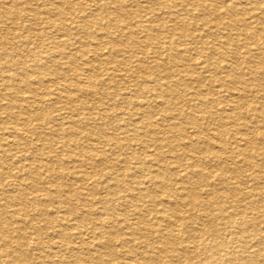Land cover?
<instances>
[{
    "label": "rangeland",
    "instance_id": "374dc122",
    "mask_svg": "<svg viewBox=\"0 0 264 264\" xmlns=\"http://www.w3.org/2000/svg\"><path fill=\"white\" fill-rule=\"evenodd\" d=\"M207 2L0 0V215L1 226L9 232L5 239L0 235V250L8 243L13 250L23 251L29 264H58L59 259L63 261L59 264H68L72 251L82 248L81 240L94 239L93 230L99 229L105 232L101 240L115 238L112 244L96 247L106 253L110 264H126L128 256L141 250L155 257L154 264H264V153L254 156L250 165L242 155L229 153L247 147L246 138L264 147V124L258 123L264 121V0ZM156 83L163 84L162 91L151 89ZM167 85L173 86V94L165 90ZM200 99L206 103L197 108ZM206 111L214 112L215 119L207 118ZM183 112L203 118L191 123ZM230 114L233 119L227 118ZM15 128L22 129L20 134ZM218 137L227 143L228 163L218 164L199 150L202 140L211 138L216 143ZM191 161L212 171L211 182L195 190L209 208L183 204L175 210L169 202L190 192L199 180L188 167ZM47 164L54 169L48 170ZM157 172H169L168 187L175 186L169 196L153 185L155 180L151 182ZM144 188L154 195L146 196ZM64 190L75 194L73 199H63ZM4 193L17 199L8 203ZM34 195L36 201L29 199ZM176 211L190 217L180 219V232L170 236L162 217ZM257 213L263 218L256 219ZM18 226L23 230L19 232ZM76 226H83L82 235ZM64 232L71 236L72 250L63 246ZM79 250L84 257L95 252ZM0 264L10 261L1 256Z\"/></svg>",
    "mask_w": 264,
    "mask_h": 264
},
{
    "label": "bare ground",
    "instance_id": "6f19581e",
    "mask_svg": "<svg viewBox=\"0 0 264 264\" xmlns=\"http://www.w3.org/2000/svg\"><path fill=\"white\" fill-rule=\"evenodd\" d=\"M4 1V0H3ZM16 1V0H15ZM149 1V0H148ZM162 2V1H161ZM206 2H207V0H206ZM4 3V2H3ZM191 3V2H190ZM208 3V2H207ZM204 4H205V1H204ZM255 4V3H254ZM3 5H5V4H3ZM177 5H178V3H177ZM209 5H210V3H209ZM156 6V5H155ZM157 6H158V4H157ZM210 7V6H209ZM157 7H155V9H156ZM185 8V7H184ZM7 10V9H6ZM55 10V9H54ZM120 10V9H119ZM148 10V9H147ZM117 11V10H116ZM40 12V11H39ZM121 13H122V11H120ZM45 13V12H44ZM120 13V14H121ZM151 13V12H150ZM261 14V13H260ZM122 16V15H121ZM161 16V15H160ZM174 16H175V14H174ZM152 17H153V15H152ZM151 17V18H152ZM178 17H179V15H178ZM184 17V16H183ZM197 17V16H196ZM257 17V16H256ZM69 18V17H68ZM181 18V17H180ZM70 19V18H69ZM156 19V18H155ZM179 19V18H178ZM205 19V18H204ZM207 19V18H206ZM228 19H229V17H228ZM1 20V19H0ZM33 20V19H32ZM38 20V19H37ZM67 20V19H66ZM153 20H154V17H153ZM192 20V19H191ZM251 20V19H250ZM150 21V20H149ZM205 21V20H204ZM218 21V20H217ZM3 22V21H2ZM38 22V21H37ZM83 22H85V21H83ZM115 22V21H114ZM167 22V21H166ZM211 22V21H210ZM232 22V21H231ZM239 22V21H238ZM93 23V22H92ZM161 23V22H160ZM255 23V22H254ZM1 24V23H0ZM112 24V23H111ZM121 24V23H120ZM125 24H127V23H125ZM144 24V23H143ZM35 25H36V23H35ZM122 25V24H121ZM163 25V24H162ZM161 25V26H162ZM165 25H167V24H165ZM171 25V24H170ZM178 25V24H177ZM176 25V26H177ZM182 25V24H181ZM81 26V25H80ZM160 26V25H159ZM217 26V25H216ZM221 26V25H220ZM241 26H243V25H241ZM67 27V29H68V26H66ZM110 27V26H109ZM112 27V26H111ZM178 27V26H177ZM181 27V26H180ZM185 27H187V26H185ZM219 27V26H218ZM82 28V27H81ZM124 28V27H123ZM140 28H141V26H140ZM161 28V27H160ZM183 28V27H182ZM189 28V27H188ZM221 27H219V29H220ZM88 29H90V27L88 28ZM110 29V28H109ZM80 30H83V28L82 29H80ZM85 30V29H84ZM147 30V29H146ZM152 30V29H151ZM157 30V29H156ZM160 30H163V29H160ZM196 30V29H195ZM187 31V30H186ZM244 31V30H243ZM118 32H119V30H118ZM172 32V31H171ZM198 32V31H197ZM224 32V31H223ZM61 33V32H60ZM134 33H136L135 31H134ZM133 33V34H134ZM175 33V32H174ZM156 34V33H155ZM172 34H173V32H172ZM181 34V33H180ZM259 35H263L262 34V32L261 33H258ZM19 35V34H18ZM66 35V34H65ZM137 35V34H136ZM158 35V34H157ZM174 35V34H173ZM225 35V34H224ZM239 35V34H238ZM227 36H228V34H227ZM240 36V35H239ZM252 36V35H251ZM52 38H53V36H51ZM113 37H115V36H113ZM238 37V36H237ZM106 38V37H105ZM157 38V37H156ZM160 38V37H159ZM199 38V37H198ZM250 38H252V39H255L256 38V36H252V37H250ZM154 39V38H153ZM200 39V38H199ZM245 39V38H244ZM113 40V39H112ZM138 40V39H137ZM159 40V39H158ZM162 40V39H161ZM238 40H240L239 39V37H238ZM135 41V40H134ZM156 42V41H155ZM159 42H161V41H159ZM241 42H243V41H241ZM112 43V42H111ZM150 43V42H149ZM153 43V42H152ZM108 44H109V41H108ZM6 45V44H5ZM12 45V44H11ZM102 45V44H101ZM145 45V44H144ZM147 45V44H146ZM145 45V46H146ZM154 45V44H153ZM52 46V45H51ZM54 46V45H53ZM120 47V46H119ZM162 47V46H161ZM52 48V47H51ZM136 49V48H135ZM154 49V48H153ZM263 49V48H262ZM157 50V49H156ZM161 50V49H160ZM172 50H174V49H172ZM171 50V51H172ZM92 51V50H91ZM196 51V50H195ZM159 53V52H158ZM162 53H164V52H162ZM172 53V52H171ZM54 54V53H53ZM145 54V53H144ZM177 54V53H176ZM182 54V53H181ZM13 56H15V55H13ZM54 56V55H53ZM167 56V55H166ZM176 56H178V55H176ZM49 57V56H48ZM127 57V56H126ZM179 57V56H178ZM12 58V57H11ZM17 58V57H16ZM181 58V57H180ZM191 58V57H190ZM201 58V57H200ZM23 59V58H22ZM54 59H56V58H54ZM90 59V58H89ZM115 59V58H114ZM113 59V60H114ZM158 59V58H157ZM18 60V59H17ZM58 60V59H57ZM69 60V59H68ZM118 60V59H117ZM192 60V59H191ZM19 61V60H18ZM184 61V60H183ZM252 61V60H251ZM187 62V61H186ZM254 62V61H253ZM71 63V62H70ZM85 63V62H84ZM142 64V63H141ZM186 64V63H185ZM45 65V64H44ZM44 65H42V66H44ZM144 65V64H143ZM236 65V64H235ZM19 67V66H18ZM155 67H159L158 65L157 66H155ZM26 68V67H25ZM44 68V67H43ZM68 68V67H67ZM70 68V67H69ZM110 68V67H109ZM184 68V67H183ZM200 68H202V67H200ZM226 68V67H225ZM229 68L230 67H227L226 68V70H227V72L229 73V72H231L230 70H229ZM24 69V68H23ZM28 69V68H27ZM35 69V68H34ZM185 69H187V68H185ZM31 70V69H30ZM49 70V69H48ZM208 70V69H207ZM218 70V69H217ZM220 70V69H219ZM73 71V70H72ZM96 70H94V72L93 71H91L93 74L95 73L96 74V72L98 71H96ZM144 71H145V69H144ZM152 71V70H151ZM154 71V70H153ZM210 71V70H209ZM221 71V70H220ZM52 72H53V70H52ZM54 72H55V70H54ZM74 72V71H73ZM75 72H76V70H75ZM148 72V71H147ZM160 72V71H159ZM164 72V71H163ZM204 73H206L205 71H203ZM11 73V72H10ZM30 73V72H29ZM79 73V72H78ZM86 73V72H85ZM90 73V72H89ZM139 73V72H138ZM157 73H158V71H157ZM15 74V73H14ZM13 74V75H14ZM36 74V73H35ZM34 74V75H35ZM97 74H98V72H97ZM135 74V73H134ZM137 74V73H136ZM141 74H143V73H141ZM154 74V73H153ZM164 74V73H163ZM16 75V74H15ZM14 75V76H15ZM37 75V74H36ZM35 75V76H36ZM168 75L169 76H171V73H168ZM174 75V74H173ZM186 75V74H185ZM184 75V76H185ZM38 76V75H37ZM43 76V75H42ZM78 76H79V74H78ZM96 76V75H95ZM151 76V75H150ZM162 76V75H161ZM165 76L167 77V75L165 74ZM0 77H3V76H0ZM29 77V76H28ZM86 77V76H85ZM225 77V76H224ZM239 77V76H238ZM248 77V76H247ZM82 78V77H81ZM88 78V77H87ZM146 78V77H145ZM153 78V77H152ZM211 78V77H210ZM228 78V77H227ZM226 78V79H227ZM216 79V78H215ZM217 79H218V77H217ZM216 79V80H217ZM237 79H240V78H237ZM10 80V79H9ZM79 81H80V79H78ZM43 81V80H42ZM199 81V80H198ZM6 82H7V80H6ZM82 82V81H81ZM99 82V81H98ZM226 82V81H225ZM18 83V82H17ZM21 83V82H20ZM36 83V82H35ZM38 83V82H37ZM41 83V82H40ZM76 83V82H75ZM144 83V82H143ZM6 84V83H5ZM19 84V83H18ZM67 84V83H66ZM99 84H100V82H99ZM98 84V85H99ZM146 84V83H145ZM235 84V83H234ZM238 84V83H237ZM12 85V84H11ZM23 85V84H22ZM31 85V84H30ZM74 85V84H73ZM91 85V84H90ZM102 85V84H101ZM228 85V84H227ZM236 85V84H235ZM17 86V85H16ZM54 86H55V84H54ZM75 86V85H74ZM217 86V85H216ZM9 87V86H8ZM19 87V86H18ZM51 87V86H50ZM77 87V86H76ZM141 87V86H140ZM162 87H163V84L161 85V83H156L154 86H153V88H151L152 90H155V91H162ZM167 88H165V90L169 93V94H173L174 92H173V86L171 87V85L169 86V85H167L166 86ZM207 87V86H206ZM217 87H219V86H217ZM163 88V89H164ZM213 88V87H212ZM49 89V88H48ZM52 89V88H51ZM78 89V88H77ZM99 89V88H98ZM97 89V90H98ZM210 89V88H209ZM214 89V88H213ZM57 90V89H56ZM176 90H178V89H176ZM200 90H201V88H200ZM184 91V90H183ZM210 91V90H209ZM245 91V90H244ZM154 92V91H153ZM201 92H203L202 90H201ZM200 92V93H201ZM182 93V92H181ZM191 93V92H190ZM205 93V92H204ZM32 94V93H31ZM85 94H87V93H85ZM91 94V93H90ZM187 94H189V93H187ZM206 94V93H205ZM239 94V93H238ZM55 95V94H54ZM197 95V94H196ZM222 95V94H221ZM230 95V94H229ZM234 95V94H233ZM36 96V95H35ZM173 96V95H172ZM201 96V95H200ZM199 96V97H200ZM237 96V95H236ZM78 97V96H77ZM83 97H84V95H83ZM168 97V96H167ZM228 97V96H227ZM235 97V96H234ZM139 98V97H138ZM160 98V97H159ZM176 98V97H175ZM211 98H213V96L211 97ZM28 99V98H27ZM165 99V98H164ZM203 99V98H202ZM202 99H200V101L202 100ZM219 99H220V97H219ZM72 100V99H71ZM75 100H77V99H75ZM190 100H192V99H190ZM208 100V99H207ZM206 100V101H207ZM36 101H39V100H36ZM51 101V100H50ZM49 101V102H50ZM73 101V100H72ZM180 101V100H179ZM193 101V100H192ZM198 102V104H196V106H197V108H200V107H203V104L205 105V103L206 102H204V101H201V102ZM210 101H212V100H210ZM220 101V100H219ZM226 101V100H225ZM233 101V103H236V100H232ZM149 102V101H148ZM162 102V101H161ZM248 102V101H247ZM40 103V102H39ZM52 103H54V102H52ZM70 103V102H69ZM152 103H153V101H152ZM213 103V102H212ZM221 103V102H220ZM30 104H32V103H30ZM147 104V103H146ZM164 104L167 106V107H169V99L167 100L166 99V101H164ZM178 103H176V105H177ZM237 104V103H236ZM239 104V103H238ZM135 105V104H134ZM136 105H138V104H136ZM149 105H151L150 103H149ZM12 106V105H11ZM30 106V105H29ZM51 106V105H50ZM86 106V105H85ZM103 106V105H102ZM148 106V105H147ZM157 106V105H156ZM194 106V105H193ZM20 107H21V105H20ZM106 107V106H105ZM135 107H137V106H135ZM153 108V107H152ZM189 108V107H188ZM216 108V107H215ZM246 108V107H245ZM212 109V108H211ZM222 109V108H221ZM232 109V108H231ZM151 110V109H150ZM170 110V109H169ZM186 110V109H185ZM217 110V109H216ZM230 110V109H229ZM255 110H258V109H255ZM261 110L262 109H260L259 110V112H261ZM34 111V110H33ZM85 111V110H84ZM197 111H198V109H197ZM215 111V110H214ZM222 111V110H221ZM232 111V110H231ZM76 112V111H75ZM142 112V111H141ZM200 112V111H199ZM206 112H208V111H206ZM219 112V111H218ZM30 113V112H29ZM43 113V112H42ZM87 113V112H86ZM146 113V112H145ZM194 113V112H193ZM203 113H205V112H203ZM216 113V112H215ZM200 114V113H199ZM225 114V113H224ZM232 114H233V112H232ZM41 115V114H40ZM59 115H60V113H59ZM183 115L186 117V118H188V119H192L190 122L191 123H197V120H198V118H200V117H202L201 115H198V116H196V115H192V116H189L188 115V112H187V114H185V112H183ZM217 115V114H216ZM9 116V115H8ZM19 117L18 115H13V117L15 118V117ZM77 116V115H76ZM207 116V118H209V119H211V118H213V119H215V114H214V112H208V115H206ZM237 116V115H236ZM2 117V116H1ZM5 117V116H4ZM149 117H151V116H149ZM219 117V116H218ZM247 117V116H246ZM27 118V117H26ZM203 118V117H202ZM206 118V117H205ZM227 118H231V114H230V116H228ZM28 119V118H27ZM83 119V118H82ZM212 119V120H213ZM217 119V118H216ZM231 119H233V118H231ZM26 120V119H25ZM67 120V119H66ZM187 120V119H186ZM21 121V120H20ZM37 121V120H36ZM130 121V120H129ZM22 122V121H21ZM40 122V121H39ZM145 122V121H144ZM181 122V121H180ZM262 122V124H264V121L263 120H260V122H258V123H261ZM178 123V122H177ZM184 123V122H183ZM201 123V122H200ZM45 124H46V122H45ZM52 124V123H51ZM140 124V123H139ZM175 124V123H174ZM173 124V122H172V125H174ZM188 124H189V121H188ZM72 125V124H71ZM160 125V124H159ZM178 125H179V123H178ZM195 124H193V126H194ZM61 126V125H60ZM127 126V125H126ZM164 126V125H163ZM177 126V124L176 125H174L173 127H176ZM5 127V126H4ZM65 127V126H64ZM161 127V126H160ZM195 127V126H194ZM194 127H193V129H194ZM23 128V127H22ZM47 128H48V126H47ZM132 128V127H131ZM136 128V127H135ZM154 128V127H153ZM213 128V127H212ZM212 128H209V129H212ZM262 128V127H261ZM78 129H80V128H78ZM175 129V128H174ZM205 129V128H204ZM15 130V132H17V133H19V132H21V130L22 129H20V128H15L14 129ZM67 130V129H66ZM68 130H70V129H68ZM233 130V129H232ZM57 131V130H56ZM222 131V130H221ZM60 132H62V131H60ZM83 132V131H82ZM85 132V131H84ZM89 132V131H88ZM142 132V131H141ZM200 132V131H199ZM198 132V133H199ZM56 133V132H55ZM72 133V132H71ZM103 133V132H102ZM263 133V136H264V132H262ZM7 134H8V132H7ZM6 134V135H7ZM20 134V133H19ZM90 134V133H89ZM145 134V133H144ZM193 134V133H192ZM217 136H220V129H219V131L217 132ZM246 134V133H245ZM252 134V133H251ZM32 135V134H31ZM109 135V134H108ZM143 135V134H142ZM214 135V134H213ZM222 135V134H221ZM225 135V134H224ZM243 136H245L244 135V133L242 134ZM27 136V135H26ZM70 136V135H69ZM102 136V135H101ZM242 136V137H243ZM71 137V136H70ZM212 137V136H211ZM233 137V136H232ZM253 137V136H252ZM258 137V136H257ZM63 138V137H62ZM72 138V137H71ZM80 138V137H79ZM105 138V137H104ZM205 138H206V136H205ZM69 139V138H68ZM81 139V138H80ZM108 139V138H107ZM155 139L156 140H158L159 138L158 137H155ZM173 139V138H172ZM176 139V138H175ZM201 139V138H200ZM200 139H198L197 140V143L198 142H200L201 140ZM208 139V141L206 142L205 140H202V142H201V144H203V146H201L200 148H199V150L202 152V154L203 155H207L210 159H215V160H217V162H218V164H221V163H223V162H225V160H226V162H227V158L229 157V155H228V147H227V143H225V141L223 140V138H221V137H218V140L217 141H215L216 143H214L212 140H211V138H207ZM238 139V138H237ZM256 139V138H255ZM35 140V139H34ZM72 140H73V138H72ZM187 140V139H186ZM75 141V140H74ZM80 141H82V140H80ZM139 141V140H138ZM241 141H243V140H241ZM246 144H248V145H246L247 147H244V148H236V150L234 151V150H229V153L231 154V156L233 155L234 156V154L235 155H238V156H240V155H242L241 157H243L244 158V160H248V162H249V165H250V160L251 159H253L254 158V156H261L263 153H264V147H257V146H254V144H253V141L252 140H249V139H247L246 138ZM77 142V141H76ZM260 142H262V141H260ZM73 143H75V142H73ZM81 143V142H80ZM84 143V142H83ZM192 143V142H191ZM190 143V144H191ZM194 143H195V141H194ZM193 143V144H194ZM214 143V144H213ZM87 144V143H86ZM80 145V144H79ZM77 146V147H79L80 148V146ZM140 145V144H139ZM6 146V145H5ZM9 146V145H8ZM7 146V147H8ZM22 146V145H21ZM235 146V145H234ZM11 147V146H10ZM10 147H8V148H10ZM82 147V146H81ZM98 147V146H97ZM203 147V148H202ZM242 147H243V145H242ZM11 148H14V147H11ZM78 148V149H79ZM188 148V147H187ZM194 148V147H193ZM193 148H190V151H191V149H193ZM218 148H219V150H218ZM218 150V151H217ZM92 151V150H91ZM84 152V151H83ZM101 152V151H100ZM177 152V151H176ZM175 152V153H176ZM180 152V151H179ZM80 153V152H79ZM183 153V152H182ZM192 153H194V152H192ZM86 154V153H85ZM178 154V153H177ZM186 154V153H185ZM67 155V154H66ZM187 155L188 156H186L185 155V157L187 158V159H190V157L189 156H192V155H189V153H187ZM195 155V154H194ZM13 156V155H12ZM56 156V155H55ZM79 156H81V155H79ZM87 156V155H86ZM85 156V157H86ZM184 156V155H183ZM182 156V157H183ZM228 156V157H227ZM5 157V156H4ZM7 157V156H6ZM66 158H68V156L66 157ZM173 158V157H172ZM181 158V157H180ZM179 158V159H180ZM236 158V157H235ZM60 159V158H59ZM88 159H89V157H88ZM192 159H194V158H192ZM199 159V158H198ZM205 159V158H204ZM239 159V158H238ZM33 160H35V159H33ZM92 160V159H91ZM242 160V159H241ZM261 160V159H260ZM1 161V160H0ZM259 161V160H258ZM2 162V161H1ZM0 162V163H1ZM8 162V161H7ZM38 162V161H37ZM69 162V161H68ZM85 162V161H84ZM171 162H173V161H171ZM196 162V161H195ZM195 162H190L189 164H188V167H190L191 169H192V175H196L197 177H199V180H198V182L197 183H194L193 182V184H194V186L192 185V190L190 191V192H188L187 194L186 193H184V194H180V197H176V196H174V202H172V203H170L169 202V204H171V206H173L174 208H175V210H177L178 208H180V206L181 205H183L184 204V206L186 205H197L199 208L202 206L203 208H207L208 207V204H206L205 202L203 203L201 200H199L198 199V197H199V194L195 191L197 188H196V186H199V185H204V184H208V183H210L211 182V174H210V172H212V171H206V170H204V169H201V168H197V164L195 163ZM225 162V163H226ZM235 162V161H234ZM245 162V161H244ZM248 162H246L244 165L246 166V167H248V171H250L251 169H250V167H249V165H248ZM5 163V162H4ZM86 163V162H85ZM228 163V162H227ZM231 163V162H230ZM259 163V162H258ZM31 164V163H30ZM69 164H70V162H69ZM71 164H75V161L73 162V161H71ZM216 164V163H215ZM217 164V165H218ZM202 165V164H201ZM217 165H216V167H217ZM240 165V164H239ZM254 165H256V164H254ZM185 166V165H184ZM39 167V166H38ZM41 167V166H40ZM46 167H47V169L49 170V169H54V167L52 166V165H46ZM64 167V166H63ZM118 167V166H117ZM129 167V166H128ZM72 168V167H71ZM139 168H143V167H139ZM161 168V167H160ZM167 168V167H166ZM235 168V167H234ZM240 168V167H239ZM241 168H242V166H241ZM264 168V167H263ZM26 169H27V167H26ZM209 169V168H208ZM243 169V168H242ZM28 170V172L30 173V174H33V172L31 171V169L30 168H28L27 169ZM173 170H175V169H173ZM108 172L109 171H111V170H107ZM247 171V172H248ZM258 171V170H257ZM54 172V171H53ZM176 172V171H175ZM183 172V171H182ZM214 172V171H213ZM259 172H262V171H259ZM51 173H52V170H51ZM75 173H78L79 174V170H75ZM116 173V172H115ZM137 173H138V171H137ZM188 173H190V171L188 172ZM216 173V172H215ZM242 173V172H241ZM87 174V173H86ZM162 174V175H161ZM180 174V173H179ZM178 174V175H179ZM85 175V174H84ZM172 175V174H171ZM58 176V175H57ZM169 176V172H164V173H160V172H157L156 174H154V177H152V179L153 180H151V182H153L154 180H155V182L153 183V185H155L156 187H158V188H161V189H165L166 190V193H167V195L169 194L168 192L169 191H173V189H172V187L174 186H172V187H168L169 185H168V183H167V177ZM173 176H175V177H177V175H175V174H173ZM181 176V175H180ZM189 176V175H188ZM188 176H186V177H188ZM223 176V175H222ZM43 177H44V175H43ZM70 177V176H69ZM68 177V178H69ZM82 177V176H81ZM81 177H78V178H81ZM171 177V176H170ZM213 177V176H212ZM184 178V177H183ZM39 179V178H38ZM219 179V178H218ZM235 179V178H234ZM80 180V179H79ZM123 180V179H122ZM125 180V179H124ZM177 180V179H176ZM184 180H186V179H184ZM183 180V181H184ZM246 180V179H245ZM60 181V180H59ZM173 181V180H172ZM171 181V182H172ZM195 181V180H194ZM216 181V180H215ZM242 181H244V180H242ZM247 181V180H246ZM251 181V180H250ZM120 182V181H119ZM174 182V181H173ZM189 182H190V184H191V181L189 180ZM3 183V182H2ZM178 183V182H177ZM185 183V182H184ZM230 183V182H229ZM47 184V183H46ZM55 184V183H54ZM146 184V183H145ZM152 184V183H151ZM175 184V183H174ZM187 185H189V184H187ZM223 185V184H222ZM221 185V186H222ZM183 186V185H182ZM217 186V185H216ZM220 186V185H219ZM175 187V186H174ZM178 187H180V185L178 186ZM177 187V188H178ZM252 187V186H251ZM59 188V187H58ZM75 188V187H74ZM150 188V187H149ZM182 189H183V187H181ZM180 188V189H181ZM50 189V188H49ZM143 189V188H142ZM181 189V190H182ZM189 190V188H186V190ZM212 189V188H211ZM248 189H250V187L248 188ZM75 190H77L76 188H75ZM118 190V189H117ZM147 190V191H146ZM185 190V189H184ZM185 190V191H186ZM187 190V191H188ZM225 190H226V188H225ZM243 190V189H242ZM70 191V190H69ZM143 191H145L146 192V196H148V197H152L154 194H153V192H148V189L147 188H144V190H142V192ZM150 191V190H149ZM154 191V190H153ZM177 192V191H176ZM183 192V191H182ZM207 192H209V190L207 191ZM211 192V191H210ZM7 193V192H6ZM6 193H4V195H6V200L8 201V203H10V201H12V200H15V199H17V196L16 197H14L13 195H7ZM117 193V192H116ZM159 193V192H158ZM181 193V192H180ZM205 193V192H204ZM212 193V192H211ZM45 194V193H44ZM63 199H65V200H67V199H73V196H75V194H68L67 193V191L66 190H64V192H63ZM83 194V193H82ZM162 194V193H161ZM172 194V193H171ZM177 194H178V192H177ZM176 194V195H177ZM186 194V195H185ZM20 195V197H23V196H25V195H21V194H19ZM50 195V194H49ZM79 195H80V193H79ZM205 195V194H204ZM52 196V195H51ZM54 196V195H53ZM138 196V195H137ZM162 196V195H161ZM169 196V195H168ZM206 196V195H205ZM213 198H216L217 199V195L214 193L213 194ZM36 195H34V197H30L29 199H31L32 201H36L37 199H36ZM81 197V196H80ZM261 197V196H260ZM38 198V197H37ZM54 198V197H53ZM60 198H61V196H60ZM59 198V199H60ZM76 198V197H75ZM124 198V197H123ZM126 198V197H125ZM143 198V197H142ZM172 198H173V196H172ZM201 198V197H200ZM207 198H208V196H207ZM223 198V197H222ZM228 198V197H227ZM47 199V198H46ZM99 199V198H98ZM132 199V198H131ZM215 199V200H216ZM249 199V198H248ZM255 200H257L256 198H254ZM253 199V200H254ZM4 200V199H3ZM28 200V199H27ZM48 200V199H47ZM172 200V201H173ZM251 201H252V199H250ZM17 201V200H16ZM49 201V200H48ZM74 201V200H73ZM170 201H171V199H170ZM228 201V200H227ZM231 201V200H230ZM250 201V202H251ZM29 202V201H28ZM31 202V201H30ZM243 202V201H242ZM64 203H66V202H64ZM116 203V202H115ZM213 203H215V202H213ZM245 203V202H244ZM145 204V203H144ZM233 204V203H232ZM250 204V203H249ZM33 205V204H32ZM81 205V204H80ZM5 206H9V208L10 207H12L13 208V206L14 205H7V204H5ZM21 206V205H20ZM42 206V205H41ZM170 206V205H169ZM210 206V205H209ZM236 206V205H235ZM235 206H233V207H235ZM238 206V205H237ZM244 206V205H243ZM89 207V206H88ZM118 207V206H117ZM166 207H168L167 205H166ZM217 207V206H216ZM215 207V208H216ZM3 208V207H2ZM1 208V209H2ZM24 208V207H23ZM86 208H87V206H86ZM85 208V209H86ZM104 208L105 209H107V211H109L108 210V208H107V206H104ZM133 208V207H132ZM163 208H165V207H163ZM209 208V207H208ZM212 208V207H211ZM81 209H84L83 207L81 208ZM83 210V211H86V210ZM185 209V208H184ZM214 209V208H213ZM236 209V208H235ZM248 209V208H247ZM252 209V208H251ZM17 210V209H16ZM16 210H13V212L14 213H16V215L18 214V211H16ZM22 210V209H21ZM54 210V209H53ZM97 210V209H96ZM116 210V209H115ZM38 211H39V209H38ZM56 211V210H55ZM111 211V210H110ZM159 211H160V209H159ZM226 211V210H225ZM260 211H262V210H259L258 212H260ZM130 212V211H129ZM128 212V213H129ZM140 212V211H139ZM179 211H176V212H174V213H166V214H164L163 215V217H162V219L164 220V222H167V227H168V233L167 234H170V236H174V234L176 233V234H178L180 231V224H179V222H181L180 221V219H182L183 221L184 220H186V221H189V215L187 216V214L186 213H184L183 211V213H178ZM237 212V211H236ZM264 212V211H263ZM44 213V212H43ZM127 213V212H126ZM161 213V212H160ZM177 213V214H176ZM225 213H227V212H225ZM232 214H234L233 212H231ZM239 213V212H238ZM22 214H24V213H22ZM138 214V213H137ZM145 214V213H144ZM181 215V216H177V215ZM228 214V213H227ZM230 214V213H229ZM5 215V214H4ZM53 215V214H52ZM66 215V214H65ZM104 215V214H103ZM109 215H111V216H109V217H112V213L111 214H109ZM149 215V214H148ZM205 215V214H204ZM210 215V214H209ZM6 216V215H5ZM54 216V215H53ZM61 216V215H60ZM140 216V215H139ZM202 216V215H201ZM211 216V215H210ZM225 216V215H224ZM256 217V219L260 216V217H262L263 218V216L262 215H260V214H258L257 213V215H255ZM17 217H19V216H17ZM33 217V216H32ZM46 217V216H45ZM147 217V216H146ZM149 217V216H148ZM219 217V216H218ZM229 217V216H228ZM11 218V217H10ZM22 218V217H21ZM28 218V217H27ZM61 218V217H60ZM66 218V217H65ZM155 218H157V217H155ZM161 218V217H160ZM26 219V218H25ZM159 219V218H158ZM201 219H202V217H201ZM240 219V218H239ZM32 220V219H31ZM68 220H70V219H68ZM191 220H193V219H191ZM151 221V220H150ZM157 221V220H156ZM201 221V220H200ZM15 222V221H14ZM18 222V221H17ZM65 222V221H64ZM69 222V221H68ZM105 222V221H104ZM154 222V221H153ZM159 222H160V220H159ZM206 222V221H205ZM211 222V221H210ZM257 222V221H256ZM3 223V218L1 217V215H0V226H1V224ZM18 223H21V222H18ZM29 224L31 223V222H28ZM46 223H49V222H46ZM63 223V222H62ZM107 223V222H106ZM148 223V222H147ZM149 223H152V222H149ZM157 223V222H156ZM50 224V223H49ZM54 224V223H53ZM80 224V223H79ZM132 224V223H131ZM136 224V223H135ZM210 224V223H209ZM215 224H217V223H215ZM219 224H220V221H219ZM247 224H249V223H247ZM56 225H58V224H56ZM148 225V224H147ZM151 225V224H150ZM149 225V226H150ZM197 225H199V224H197ZM59 226V225H58ZM73 226H74V224H73ZM85 226V225H84ZM98 226V225H97ZM139 226H140V224H139ZM144 226V225H143ZM183 226V225H182ZM189 226V225H188ZM205 226V225H204ZM250 226H251V224H250ZM44 227V226H43ZM47 227V226H46ZM120 227H121V225H120ZM131 227V226H130ZM187 227V226H186ZM197 227H199V226H197ZM222 227V226H221ZM256 227V226H255ZM1 228H2V231L0 230V235L1 236H3L4 237V239L6 238V236H8L7 235V233H9L8 232V230H4L3 229V227L1 226ZM22 228V227H21ZM42 228V227H41ZM57 228V227H56ZM71 228V227H70ZM73 228H77L78 230H80L79 232H78V234H80V235H82V228H83V226L81 227V226H76V227H73ZM87 228V227H86ZM118 228V227H117ZM190 228H191V226H190ZM205 228V227H204ZM203 228V229H204ZM207 228V227H206ZM257 228V227H256ZM131 229H136V228H133V227H131ZM192 229V228H191ZM213 229V228H212ZM211 229V230H212ZM17 230L20 232L21 230H23V228L22 229H20V227L18 226L17 227ZM142 230V229H141ZM187 230V229H186ZM185 230V231H186ZM263 230V229H262ZM114 231V230H113ZM113 231H112V233H113ZM117 231V230H116ZM131 231V230H130ZM202 231V230H201ZM224 231V230H223ZM260 231V230H259ZM263 232V231H262ZM34 233V232H33ZM229 233V232H228ZM31 234V233H30ZM106 234H107V232H106ZM115 234V233H114ZM175 234V235H176ZM209 233H207V235H208ZM63 237V240L65 241L64 243H63V246L65 247V249H70V250H72L71 248H69L68 247V245H69V243H70V234L69 233H67V232H64V233H62L61 234ZM55 236V235H54ZM122 236V235H121ZM151 236V235H150ZM159 236V235H158ZM264 236V235H263ZM103 237H105V232H103V231H100L99 229L96 231V230H93V238L94 239H92V240H90L89 239V241H83V239L81 240V242H82V248H87L88 249V251L89 250H91V249H93L95 252H92V253H88L89 255H88V257H84V253H83V251L82 250H79V249H82L81 247L78 249V248H76V249H78V250H73L72 251V255H71V259L69 260V262H68V264H86L88 261L87 260H85L84 258H90V259H92V260H94L95 261V264L97 263V264H110V261H109V258H108V256L106 255V253H105V255H104V253H102L101 251H96V247L97 246H104V245H108V244H112L113 242H114V240L113 239H115V238H112L111 236H107V238L108 239H106V240H101V239H103ZM145 237V236H144ZM143 238V237H142ZM141 238V239H142ZM147 238V237H146ZM151 238V237H150ZM149 238V239H150ZM168 238V237H167ZM97 239L98 240H101V242H98L97 241ZM131 239V238H130ZM198 239H200V238H198ZM209 239V238H208ZM239 239V238H238ZM38 240V239H37ZM134 240H136L135 238H134ZM140 240V239H139ZM259 240H261V239H259ZM7 241V240H6ZM132 241V240H131ZM151 241V240H150ZM152 241H153V239H152ZM162 241V240H161ZM262 241V240H261ZM18 242V241H17ZM55 242V241H54ZM145 242H146V239H145ZM148 242V241H147ZM193 242V241H192ZM213 242V241H212ZM215 242V241H214ZM260 242V241H259ZM13 243V242H12ZM117 243V242H116ZM121 243H122V241H121ZM140 243H142V245H146L145 243L143 244V241L142 242H140ZM220 243V242H219ZM241 243V242H240ZM261 243V242H260ZM78 244H80V243H78ZM170 244V243H169ZM242 244V243H241ZM259 244V243H258ZM12 245V244H11ZM137 245H138V243H137ZM149 245V244H148ZM44 246V245H43ZM73 246V245H72ZM78 246V245H77ZM77 246H75V247H77ZM80 246V245H79ZM126 246V245H125ZM197 246V245H196ZM22 247V246H21ZM34 247V246H33ZM36 247H37V245H35V250H36ZM59 247H60V245H59ZM113 247V246H112ZM119 247V246H118ZM164 248H167L168 247V244H165L164 246H163ZM221 247V246H220ZM231 247H233V246H231ZM254 247V245L251 247V248H253ZM257 247V246H256ZM259 247V246H258ZM46 248V247H45ZM48 248V247H47ZM61 248V247H60ZM143 248V247H142ZM141 248V249H142ZM144 248H145V246H144ZM162 248V247H161ZM169 248V247H168ZM195 248V247H194ZM197 248H198V246H197ZM6 249V250H5ZM31 250H32V248H30ZM52 249V248H51ZM55 249V248H54ZM146 249V248H145ZM39 250H41V249H39ZM100 250V249H99ZM116 250H117V248H116ZM139 250H140V248H139ZM138 250V251H139ZM196 250V249H195ZM256 250H257V248H256ZM87 251V252H88ZM103 251V250H102ZM121 251V250H120ZM142 252H140L138 255H137V253L135 254V255H132V256H128L127 257V259H128V261L127 262H125L126 264H154V263H156L155 262V257H153L152 255H149V253H146V250H141ZM211 251V250H210ZM241 251V250H240ZM254 251V250H253ZM89 252H91V251H89ZM106 252V251H105ZM159 252V251H158ZM195 252V251H194ZM208 252V251H207ZM237 252V251H236ZM242 252V251H241ZM240 252V253H241ZM252 252V251H251ZM38 253V252H37ZM83 253V254H82ZM86 253V252H85ZM128 253H129V251H127V255H128ZM163 253V252H162ZM218 253H220L219 251H218ZM246 253H247V251H246ZM262 253V252H261ZM4 254V255H3ZM157 254V253H156ZM161 254V253H160ZM36 255V254H35ZM70 255V254H69ZM130 255V254H129ZM255 255H257V254H255L254 253V255L253 256H255ZM1 256H5L6 258H8L9 259V261H10V264H29L28 263V259H26V256L24 255V252L23 251H17V250H13L10 246H9V244L7 243V244H5V248L3 249V251L2 250H0V257ZM49 256V255H48ZM122 256V255H121ZM158 256V255H157ZM156 256V257H157ZM171 256V255H170ZM220 256V255H219ZM222 256V255H221ZM224 256V255H223ZM249 256H251V255H249ZM33 257V256H32ZM113 257V256H112ZM198 257V256H197ZM204 257V256H203ZM36 258V257H35ZM105 258V259H104ZM108 258V259H107ZM186 258V257H185ZM185 258H184V260H185ZM228 257H226V259H227ZM233 258H236V256L235 257H233ZM239 259H240V257H238ZM47 259H48V257H47ZM124 259V258H123ZM170 259V258H169ZM187 259V258H186ZM53 260V259H52ZM183 260V261H184ZM251 260V259H250ZM87 261V262H86ZM203 261V260H202ZM201 261V262H202ZM212 261V260H211ZM252 261V260H251ZM54 262V261H53ZM55 262L56 263H58L59 264V262H63L62 260H55ZM112 262V261H111ZM168 262V261H167ZM213 262V261H212ZM90 263V262H89ZM88 263V264H89ZM94 263V262H93ZM114 263V262H113ZM157 263H159V262H157ZM248 263V262H247ZM251 263V262H250Z\"/></svg>",
    "mask_w": 264,
    "mask_h": 264
}]
</instances>
